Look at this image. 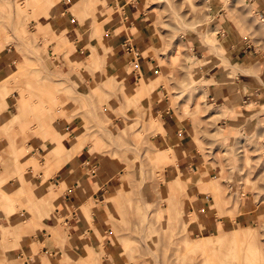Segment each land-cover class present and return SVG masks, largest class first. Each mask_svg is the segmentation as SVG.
<instances>
[{"label": "rangeland", "instance_id": "1", "mask_svg": "<svg viewBox=\"0 0 264 264\" xmlns=\"http://www.w3.org/2000/svg\"><path fill=\"white\" fill-rule=\"evenodd\" d=\"M117 6L122 12L121 6ZM136 6L147 17L145 29L149 38L147 45L142 46L146 51L142 52L140 46L138 52L141 57L135 61L134 67L138 70L139 64L144 62L146 68L141 67L145 74L154 76L147 92L140 88L141 78L132 89L124 86L128 68H112L116 50L107 43L106 33L117 31L118 19L105 24L98 13L100 0H0V60L1 55L8 59L5 65L0 62V118L2 115L10 118V114L17 112L20 118L8 121L9 132L21 134L29 126L28 133L33 134L35 129L31 127L37 122L35 115L39 114V110L45 114L61 108L52 124L66 127L70 121L72 130L81 124L76 134L83 132L92 139L83 150H88L90 155L94 152L104 155L113 168V162L117 165V170L114 169L119 183L116 189H110L113 192H110L109 200L113 204L105 207L104 213L105 228L110 227L109 240L119 251L113 253V257L104 252L102 241L106 229H100L97 234L99 246L93 245L86 237L91 254H83L82 257L91 264H264L262 148L256 146L259 142L257 139L241 141L247 138L244 134L237 144L229 147L231 157L221 152L222 148L226 149L220 143L222 135L215 138L208 121L212 118V109L216 107L204 101L205 74L210 72H203L195 83L194 68L190 63V57L200 60L203 56L215 54L207 52L213 43L218 45L217 52L226 56L216 37L219 30L214 27L217 19L220 21L227 17L233 21L238 37L247 33L246 24H249L254 38L264 37V25L260 24L254 6L245 0H137ZM64 18L74 19L73 25L77 23L76 32L79 39H83V43H79L81 46H75L66 37L69 26L62 24ZM213 34L214 39L209 40ZM51 35L60 41L57 47L56 42L48 38ZM229 35L237 39L230 31ZM200 43L206 48L202 57ZM78 48L80 50L75 51ZM213 62L217 64L216 56ZM217 65L223 73L231 72V77L235 76L231 68L223 69L222 64ZM3 66L7 67L2 69ZM94 73L97 76L95 80L92 78ZM118 73L122 74V78L116 82L113 79ZM155 89L164 97V103L175 121L195 126V135L188 139L195 144V153L201 157L204 165L214 166V158L218 159L220 173L218 179L208 182L210 189L217 190L220 178L226 176L227 162L225 164L224 159L229 160L227 166L237 170V195L250 192L261 209L259 213L255 206L254 213L248 214L247 223L232 222L225 229L218 227L216 230L192 233L188 225L198 220V215L184 212V199L189 197V175L178 172L177 184L171 191L164 186L176 160L158 159V153L167 149L171 142L165 136V129L158 127L160 115L155 116L151 112V94ZM136 92L137 99L127 98ZM259 121L264 124L262 119ZM158 133L163 137L160 142L156 137ZM79 135L73 136V141ZM38 140L36 136L22 140L26 155L37 160V165L28 167L24 173L30 181L51 176H45L39 153L32 155L30 152L33 147L41 145L37 143ZM69 140L71 136L65 140L66 146ZM43 150L42 146L40 152ZM6 151L2 152V156L0 153V224H8L9 207L4 204L16 202L14 211L24 224L28 222V217H35L36 224L33 225L38 231L47 207L40 200L34 204L28 203L29 196L26 194L17 196L19 191L13 184L18 157H7ZM74 151L77 150L74 148ZM198 170L203 180L207 172H202L200 168ZM146 186L153 187V202L145 199ZM221 187L225 192L227 187ZM13 189L14 194L8 195ZM180 191L184 194L177 193ZM210 193L214 191L210 190ZM214 201L219 207V198L214 196ZM245 229H250V234L243 242L236 244L234 237L247 231ZM205 235H212L219 241L203 253L196 242L198 237ZM8 243L4 241L0 245V262L4 258H13L18 264H24L27 256L23 255L21 259L18 252L23 253L22 246H13L11 252H6ZM69 243L59 240L63 255L56 254L52 262L85 264L80 260L81 256L71 252Z\"/></svg>", "mask_w": 264, "mask_h": 264}, {"label": "crops", "instance_id": "2", "mask_svg": "<svg viewBox=\"0 0 264 264\" xmlns=\"http://www.w3.org/2000/svg\"><path fill=\"white\" fill-rule=\"evenodd\" d=\"M245 1L254 6L260 24L264 25V0ZM117 5L121 6L122 12L117 9ZM136 5L137 0H100L98 9V13L104 18L105 24H108L112 19H118L117 31L112 34L111 32L106 33L107 43L115 47L116 50V56L111 62L112 68L129 69L123 82L124 86L129 89L136 87L140 78V88L152 84V77H154L151 73L145 74V70L142 68H146L144 62L142 64L138 63L140 65L138 70L134 67L135 61L141 57L138 52L140 46L142 52L146 51L142 46L147 45L149 38L145 29L147 17ZM217 20L218 22L214 26L219 29L216 37L221 42L226 56L220 55L217 52L218 45L213 43L209 45L207 52H214L216 55L203 56V58H199L200 60L190 57V63L194 68L195 83L200 80L203 72L208 70L210 72L205 74L206 84L203 85L206 94L204 101L216 107L211 111L210 117L212 118H207L210 123V130L215 138L219 134L222 135L220 143L224 144L226 149L222 148L221 152L226 153L225 155L228 158L231 157L229 147L237 144L244 134L247 138H242L241 141L259 140L256 146L262 148L264 156V124L262 125L259 121L262 119L264 122V37L254 38L249 24L245 25L248 27L246 28L247 33H243L242 36L238 37L237 27L233 21H230L227 17L220 19V21ZM73 21L74 19L71 18L62 20L64 26H69L66 37L69 40L71 39L70 41L74 42L75 46H81L79 43H83V39H79L76 32L77 23L73 25ZM133 29L134 31H132ZM229 31L237 39L229 35ZM48 38L55 41L56 47L58 46L60 41L58 42L52 35L51 38ZM213 39L214 34L209 40ZM201 40L204 41L202 38ZM128 44H132V50H127ZM199 46L202 57L206 48L202 43ZM78 50L80 48L75 51ZM133 53L135 54L134 57H132ZM215 56L217 58L216 63L222 64L223 69L231 68V71L235 73L234 77H231V72L223 73L221 68L217 67L218 65L213 62ZM1 57L0 62L4 65L7 64V57L2 55ZM142 58L144 59L143 56ZM6 67L3 66L2 69ZM115 77L113 80L120 81L122 74L118 73ZM92 78L94 80L97 78L95 73ZM198 86L202 89V86ZM79 94L83 95L82 92ZM136 95L137 92L133 95L129 94L127 98L137 99L135 98ZM163 98L157 89L153 90L151 94L152 115H160V127L165 129V136L171 142L167 149L158 153V159L174 158L176 160V165L172 164L170 168L172 174L167 176L168 182H171L172 185L168 182L164 184L167 190L171 191L176 186L175 180L178 172L182 175H189L187 183L189 197L184 199L186 206L184 212H195L198 215V220H194L188 225L192 233L197 234L198 232L202 233V231L216 230L218 227L225 229L232 222L247 223L248 214L254 213L253 208L256 206L255 208L259 213L261 209L257 206L250 192L237 195L235 183L239 177L236 173L237 170L227 166L229 160L224 159L225 164L227 162L226 176L223 179L220 178L222 184L216 183L217 190L210 189V186L207 185L208 182L211 179H218L220 173L218 159L214 158V166L204 165L201 157L195 153V144L188 139L189 136L195 135V126L190 123L183 125L178 120L175 121ZM137 101L141 104L139 99ZM60 109H53L45 114L39 110V114L35 115L37 122L31 127L35 129L33 134L28 133L29 126L21 134L9 132L8 121L19 119L17 112L10 114V118H5L3 115L0 118L1 156L2 152L7 150V157H18V162L14 168L16 176L13 184L19 191L17 196L26 194L29 196L28 203L34 204L40 200L47 207V211L41 219L43 222L39 224L41 228L36 231L37 229L35 230V225H33L36 222L35 217L33 219L31 216L28 217V222L24 224L23 219L14 211L13 207L16 202L4 204L9 207L6 218L8 224H0V245L4 241L9 242V247L5 248L6 252H11L14 249L13 246H22L23 253L20 250L18 252L21 259L23 255L27 256L24 264H55L52 262V258L56 254L58 256L63 255L60 244H58L59 240L69 241L71 252L81 256L80 260L85 264H91L82 257L83 254H91L86 237L88 236L93 245H100L97 234L100 229L104 230L105 228L106 215L104 208L112 206L113 202L109 200V194L113 191L110 189L114 187L116 189V185L119 183V178L116 177L118 167L114 162L113 165L116 170L104 155L97 152L90 155L91 153L88 154V150H83L92 139H89L87 134L83 135V132L79 133L81 135L76 134V130L81 128V124H78L74 130H72L71 124L69 125L70 121L66 123V127L52 124V120L57 118ZM153 119L155 120V118ZM76 135L79 136L73 141L72 138ZM23 136L30 138L36 136L39 139L37 143L41 145L33 147L30 152L32 155L39 153L45 176L51 174L50 177H44L40 180L33 178L30 181L24 176L28 167L37 165V160L33 156L26 155V149L22 142ZM69 136H71V140L68 141L69 144L66 146L64 142ZM156 137L159 142L163 139L160 133L156 134ZM34 142L36 143V141ZM42 146L44 150L40 152ZM74 148L77 151H74ZM198 168L202 172H207L203 176V180H201L202 176ZM1 185L2 183H0V187ZM223 185L227 187L225 192L222 191L221 186ZM14 190H10L8 195H13ZM210 190L214 193H210ZM177 193L184 194L181 191ZM214 196L218 197L221 202L219 207L216 206ZM145 199L153 202L154 191L152 186L145 187ZM263 214L264 212L261 213V215ZM47 216L48 218H46ZM229 216H233V218L231 219ZM109 230L110 227L106 229L102 242L104 252L112 256L113 253L119 250L116 251L115 244H112L109 240ZM34 231L36 233L32 234ZM0 264L18 263L16 259L4 258Z\"/></svg>", "mask_w": 264, "mask_h": 264}, {"label": "bare ground", "instance_id": "3", "mask_svg": "<svg viewBox=\"0 0 264 264\" xmlns=\"http://www.w3.org/2000/svg\"><path fill=\"white\" fill-rule=\"evenodd\" d=\"M229 0H227V2H228ZM231 1V0H230ZM233 1V0H232ZM156 84V83H155ZM143 91H148V85H145V86H143ZM158 127L161 129V127L158 125ZM171 152V151H170ZM247 228V227H246ZM248 229V228H247ZM247 229H245V230H247ZM249 231H250V229H249ZM248 230L247 231H244V233H241L239 236H235L234 237V241H235V243L236 244H238V243H241V242H243L245 239V237L246 236H248L249 234H250V232H249ZM198 240H197V246L201 249V251L203 252V253H205V252H207V250L208 249H210L212 246H214V245H216V243H217V241H219L218 239H216V238H213L212 237V235H205V236H200V237H198L197 238ZM252 251H253V249H252ZM255 251V250H254ZM253 251V252H254ZM252 253V252H251ZM207 258V257H206ZM209 261V260H208ZM206 262V263H209V262Z\"/></svg>", "mask_w": 264, "mask_h": 264}, {"label": "built area", "instance_id": "4", "mask_svg": "<svg viewBox=\"0 0 264 264\" xmlns=\"http://www.w3.org/2000/svg\"><path fill=\"white\" fill-rule=\"evenodd\" d=\"M132 49H133L132 44H128V45H127V50H132Z\"/></svg>", "mask_w": 264, "mask_h": 264}]
</instances>
